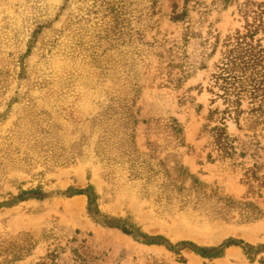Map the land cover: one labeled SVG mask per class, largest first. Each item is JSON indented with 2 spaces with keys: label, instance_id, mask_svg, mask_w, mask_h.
Instances as JSON below:
<instances>
[{
  "label": "rangeland",
  "instance_id": "1",
  "mask_svg": "<svg viewBox=\"0 0 264 264\" xmlns=\"http://www.w3.org/2000/svg\"><path fill=\"white\" fill-rule=\"evenodd\" d=\"M244 1L223 8L219 0H201L205 5L202 10L207 11L204 16L201 10L191 8L195 29L203 37L218 34L220 45L208 61L207 69L197 70L176 88L167 84L168 76L161 70L166 63L162 64L153 53L156 47H170L173 40L181 37L184 25L173 22L171 14L174 5L183 8L184 0H0V114L9 111L0 122V137L14 130L15 124L30 129L24 137H31L36 128L31 115L39 109L65 110L80 127L88 114L97 113V108L94 110L86 102L87 94L102 102L107 92L121 89L140 73L143 88L136 108L141 109V118L161 110L172 113L184 126L188 146L180 151L191 171L223 193L239 199L247 196L243 170L217 159L216 151L207 147L209 136L204 131L206 124L215 126L220 118L218 114L209 121V112L225 108L221 99L211 102L216 95L210 89L218 91L212 74L223 39L237 29L244 31L245 21L238 5ZM211 40L214 41V36ZM58 94L63 102L54 105ZM12 97L17 100L8 107ZM242 108L250 109L247 100ZM52 113L55 117L56 111ZM255 120L247 113L241 116L239 124L228 119V132L242 139L256 134L264 144V122ZM145 129V124L140 123L137 141L141 149L145 148L148 137L164 142L162 134L146 136ZM78 136L72 132L67 138L75 140ZM96 137L94 134L93 139ZM209 152L212 160L208 158ZM45 165L53 170H47ZM40 171L44 173L38 175ZM101 171L102 164L95 163L90 153L86 159L65 165L39 163L32 171L35 175L11 172L8 179L17 180L25 189L41 185L49 196L43 201L28 200L1 209L0 238L29 232L39 240L44 228L58 222L92 232L90 255L100 256L103 264H155L156 260L163 264H183L178 255L164 246L138 244L119 231L94 224L87 213L85 195H60L69 187L81 189L91 183L102 196L100 206L104 212L122 217L131 213L145 232L165 236L172 243L189 240L201 246H217L225 239L234 238L255 247L264 244V218L215 227L205 220L193 223L183 215L166 219L148 201L138 198L137 184L119 182L113 187L101 177ZM3 190L17 193L8 182ZM249 199L264 209V190L262 197L250 195ZM46 249L47 244L39 242L27 261L45 254ZM182 255L186 264H264V251L251 261L239 246L229 247L223 257L211 261L187 249Z\"/></svg>",
  "mask_w": 264,
  "mask_h": 264
},
{
  "label": "trees",
  "instance_id": "2",
  "mask_svg": "<svg viewBox=\"0 0 264 264\" xmlns=\"http://www.w3.org/2000/svg\"><path fill=\"white\" fill-rule=\"evenodd\" d=\"M234 2L238 0H219L223 8ZM238 5L245 21L244 31L237 29L223 39L220 58L214 63L216 70L212 74L218 91H214L213 87L210 89L216 95L211 102L221 99L225 108L209 112V121L218 114L220 118L215 126L206 124L204 131L209 136L207 147L216 151L217 159L243 170L247 196L239 199L223 193L191 171L180 151L188 146L184 126L172 113L161 110L153 116L141 118V109L136 108L143 88L138 73L134 81H128V86L107 92L102 102L87 94L86 102L89 101L94 110L97 108V113L88 114L80 127V123H75L65 110L59 111L58 107L39 109L31 115L36 126L31 137H24L30 129L16 124L8 135L0 137V210L28 200L43 201L49 196L41 185L25 189L17 180L8 179L11 172L23 171L35 175L32 171L39 163L50 161L54 166L65 165L86 159L92 153L94 162L102 164L100 174L108 184L113 187L119 182L137 184L138 198L148 201L160 217L171 219L183 215L193 223L205 220L212 227L247 224L263 219L264 209L249 198L250 195L262 197L264 190V144L256 134L247 139L231 135L226 122L234 119L239 124L245 113L250 118H256L255 121L264 122V0H245ZM191 8L201 10L202 16L207 13L202 10L205 5L201 0H184L182 9L174 5L171 20L184 25L181 37L173 40L170 47H156L153 53L162 64L166 63L161 70L168 76L167 84L176 88H180L197 70L207 69L208 61L220 45L218 34L209 33L203 37L201 31L195 29L190 18ZM211 36H214V41ZM16 100L12 97L8 107ZM245 100L250 104L249 110L242 108ZM61 102L63 97L58 94L54 105ZM8 113L6 109L0 114V122ZM140 123L146 126V136L162 134L164 142L148 137L145 148L141 149L137 141ZM63 131L66 132L60 135ZM72 132L79 136L68 140ZM94 134L97 135L95 139ZM208 158L213 159L212 152L208 153ZM45 166L47 170H53L49 169V165ZM43 173L40 171L37 174ZM5 182L15 187L17 193L3 190ZM60 195H85L87 213L94 224L119 231L138 244L164 246L178 255L183 264H186L182 255L185 249L210 261L223 257L226 249L232 246L241 247L251 261L264 251V244L255 247L234 238L225 239L217 246H201L189 240L172 243L165 236L150 235L131 213L122 217L104 212L100 206L102 196L91 183L81 189L69 187ZM39 242L47 244L45 254L27 261L34 255ZM89 243H93L92 232L53 222L43 229L39 240L29 232L0 238V264H103L100 256L90 255ZM155 264L163 263L156 260Z\"/></svg>",
  "mask_w": 264,
  "mask_h": 264
},
{
  "label": "bare ground",
  "instance_id": "3",
  "mask_svg": "<svg viewBox=\"0 0 264 264\" xmlns=\"http://www.w3.org/2000/svg\"><path fill=\"white\" fill-rule=\"evenodd\" d=\"M79 206V205H78Z\"/></svg>",
  "mask_w": 264,
  "mask_h": 264
}]
</instances>
